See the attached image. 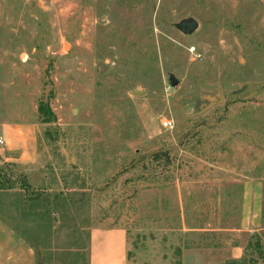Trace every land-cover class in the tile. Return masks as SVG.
<instances>
[{
	"label": "rangeland",
	"instance_id": "obj_1",
	"mask_svg": "<svg viewBox=\"0 0 264 264\" xmlns=\"http://www.w3.org/2000/svg\"><path fill=\"white\" fill-rule=\"evenodd\" d=\"M187 18L191 36L174 27ZM4 88L0 121L33 128L34 142L2 140V200L41 169L40 193L68 202L46 207L44 232L0 204L35 264H88L99 227L126 230V264H231L210 255L230 243L210 231L238 226L248 180L262 185V227L236 262L264 264V0H0ZM40 102L54 114L46 124ZM184 204L202 232L183 238Z\"/></svg>",
	"mask_w": 264,
	"mask_h": 264
},
{
	"label": "crops",
	"instance_id": "obj_2",
	"mask_svg": "<svg viewBox=\"0 0 264 264\" xmlns=\"http://www.w3.org/2000/svg\"><path fill=\"white\" fill-rule=\"evenodd\" d=\"M6 88L3 91H0V94H3V97L0 98L1 103L6 105L7 111V102L5 97ZM4 110L3 105L1 107ZM33 128H23L16 124L9 123L8 121H0V139L4 140L5 136L11 141V137L14 138L13 143H17L19 147H23L25 143L34 142V133L31 130ZM31 130V131H30ZM10 150V149H7ZM24 158V155L21 156L20 160ZM3 162H8L10 158H1ZM18 161V160H16ZM41 169H27L23 173L24 186H26L25 191L15 187L13 189H7V199L2 200L0 195V204L10 206H20V214L24 217L25 214L29 215L31 213L32 216H36L37 218V231L40 230L45 231L43 222L40 227V216H42V221L45 218V209L43 208V202L41 196L29 199L28 195H40L44 192L43 189H48L50 186L48 182V178L41 176ZM18 188V189H17ZM243 195L241 198V207H240V220L238 226L236 228H229L226 230H212L210 232H224L229 238V245L224 250L210 251V255L218 254V255H226L225 260H234L237 261L242 257L243 250L248 245L249 234H253L254 232H258L262 227V185L258 181L248 180L242 186ZM20 192L18 196L21 197H12L10 198V194L15 192ZM1 192V191H0ZM1 194V193H0ZM4 194V193H3ZM14 195V194H13ZM16 195V194H15ZM184 200V199H183ZM40 204H42V208H40ZM188 202L186 203V205ZM184 204V208H181L179 224L180 228L177 231L183 234V238L185 236H190V232L193 234L197 231L195 229H189L187 227V223L192 221L194 215L191 216V212L186 208ZM3 207V206H2ZM25 207H29L30 209L25 211ZM187 209V210H186ZM3 217L0 216V264H35L33 259V250L28 245L25 244L24 235L20 234V238L16 235L13 230V223L3 222ZM252 229V230H251ZM205 232V231H204ZM209 232V231H207ZM240 233V234H238ZM217 234V233H216ZM244 236L247 237V240L244 239ZM245 237V238H246ZM240 239V240H239ZM240 241V242H239ZM216 244V243H212ZM40 252V248L37 247ZM127 232L122 227H99L92 228L89 230L88 239H87V262L88 264H126L127 262ZM186 253V252H184ZM225 253V254H224ZM41 254V252H40ZM184 255V254H183ZM229 255V256H228ZM42 255L40 256L41 260ZM41 262V261H40ZM39 264V262H38Z\"/></svg>",
	"mask_w": 264,
	"mask_h": 264
},
{
	"label": "trees",
	"instance_id": "obj_3",
	"mask_svg": "<svg viewBox=\"0 0 264 264\" xmlns=\"http://www.w3.org/2000/svg\"><path fill=\"white\" fill-rule=\"evenodd\" d=\"M38 115H39V118H40V122L43 123V124L48 123L50 118H54V114L50 110L49 106L47 104H43L41 102L39 103V106H38ZM167 155L168 154H166V152L156 153L155 155L152 156V158L153 159H158L159 157L167 156ZM149 176H150V174L148 173L147 177H149ZM23 182H24V179L22 178L21 182L19 183V185H20L19 189L25 191L26 186H24ZM13 188H15V187L11 186L8 189H13ZM25 192H27V191H25ZM39 196H41V198L43 197L42 198L43 199L42 202H43V208L45 209V213H46V210H47L46 207L49 208V205L52 206L51 207V209H52V208L56 207L60 201L63 203L64 206L68 204L67 200H65L63 198L58 199L57 197H54L52 203L51 202L49 203V201L47 200V197L44 196V195L42 196V194H40V195H28V198L29 199H34V198H37ZM15 197L18 198V197H21V195L20 196L17 195ZM12 205H14V204H12ZM40 208H42V204H40ZM18 209L21 210L20 206H18ZM43 225H45L44 221H43ZM256 248H257V250H259L260 249V244L258 245L256 243ZM259 253L261 254L260 251H259ZM231 264H238V262L235 261V262H233Z\"/></svg>",
	"mask_w": 264,
	"mask_h": 264
},
{
	"label": "water",
	"instance_id": "obj_4",
	"mask_svg": "<svg viewBox=\"0 0 264 264\" xmlns=\"http://www.w3.org/2000/svg\"><path fill=\"white\" fill-rule=\"evenodd\" d=\"M174 27L182 35L191 36L192 34H194L197 31L198 23L193 18H187V19L181 20ZM168 83H169V86L173 88V87H175L178 84V81L175 79V77L173 75H169ZM132 93L134 95H136V96L141 95V93L137 92V91H133ZM216 98H217L216 102L209 103L198 114L205 113L206 111L210 110L214 105H216L217 103L221 102V97L219 95V91L216 92Z\"/></svg>",
	"mask_w": 264,
	"mask_h": 264
},
{
	"label": "built area",
	"instance_id": "obj_5",
	"mask_svg": "<svg viewBox=\"0 0 264 264\" xmlns=\"http://www.w3.org/2000/svg\"><path fill=\"white\" fill-rule=\"evenodd\" d=\"M166 128L171 129L172 128V123L171 122H165L164 125ZM3 145V141L0 139V146Z\"/></svg>",
	"mask_w": 264,
	"mask_h": 264
}]
</instances>
